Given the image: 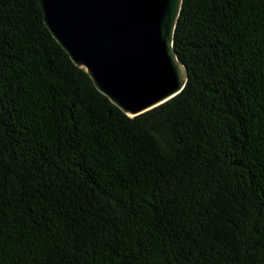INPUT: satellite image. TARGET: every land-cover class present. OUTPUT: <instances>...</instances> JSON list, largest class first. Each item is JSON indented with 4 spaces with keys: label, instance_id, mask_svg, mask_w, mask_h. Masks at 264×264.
<instances>
[{
    "label": "trees",
    "instance_id": "1",
    "mask_svg": "<svg viewBox=\"0 0 264 264\" xmlns=\"http://www.w3.org/2000/svg\"><path fill=\"white\" fill-rule=\"evenodd\" d=\"M174 46L129 117L0 0V264H264V0H184Z\"/></svg>",
    "mask_w": 264,
    "mask_h": 264
},
{
    "label": "water",
    "instance_id": "2",
    "mask_svg": "<svg viewBox=\"0 0 264 264\" xmlns=\"http://www.w3.org/2000/svg\"><path fill=\"white\" fill-rule=\"evenodd\" d=\"M73 63L129 117L179 95L188 71L175 50L184 0H38Z\"/></svg>",
    "mask_w": 264,
    "mask_h": 264
}]
</instances>
